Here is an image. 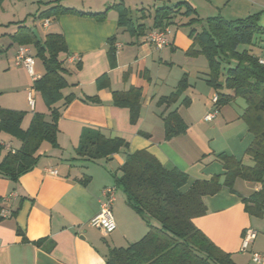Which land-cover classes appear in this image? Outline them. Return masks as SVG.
I'll list each match as a JSON object with an SVG mask.
<instances>
[{
	"label": "crops",
	"instance_id": "crops-1",
	"mask_svg": "<svg viewBox=\"0 0 264 264\" xmlns=\"http://www.w3.org/2000/svg\"><path fill=\"white\" fill-rule=\"evenodd\" d=\"M55 1L84 13L104 12L122 2L147 30L142 36L130 35L119 26V12L115 8L109 9L104 18L64 13L49 18L48 25L43 23L44 34L39 33L42 39L48 33L65 36L68 52L60 58L64 60L69 86L62 92L75 98L65 106L64 101L57 104L61 107L58 146L44 141L37 151L36 165L18 180L0 174V264H107L112 248L126 247L143 237L148 227L119 189L113 205L117 229L106 234L90 222L100 210L103 189L115 185V175L120 174L119 167L128 153L146 149L167 169L186 172L189 180L183 190L196 180L223 174L219 154L253 163L245 151L254 135L241 119L245 106L238 103V98L221 106L212 121L204 119L213 107L216 90L206 83L205 57L185 53L193 43L189 37L191 26H185L191 17L175 18L176 23L164 31L168 42L162 48L150 39V34L160 31L153 28L156 8L183 1L196 8L193 17L221 15L235 20L261 13L260 23L264 25V0H202L201 4L197 0H48L47 3ZM6 26L0 22V107L25 112L22 128L27 129L36 112L50 113L33 86L45 67L36 56L34 45L20 44L12 37L20 24ZM113 36L117 49L114 67L110 64L108 42ZM22 46H28L35 56V77L24 65L16 64ZM258 49V53L253 52L264 57V49ZM184 74L188 75L190 87L183 96L190 98V104L179 101L170 107L160 106L159 98L174 92ZM104 76L107 80L100 82ZM132 86L142 90V109L135 123L130 121L129 108L113 104V91H126ZM175 108L188 129L167 139L163 117ZM86 127L98 129L107 137H122L129 147L110 158L92 160L80 156L76 149ZM21 145L19 136L1 131L0 160ZM48 169L58 173L51 174ZM259 189L257 182L237 178L235 191L223 187L219 193L205 197L208 211L194 219L198 228L232 255L234 264H257L252 260V252L264 253V214L250 215L242 201V196L249 197ZM7 210L12 212L11 216H4ZM247 228L255 229L257 237L244 252L240 248Z\"/></svg>",
	"mask_w": 264,
	"mask_h": 264
},
{
	"label": "trees",
	"instance_id": "trees-1",
	"mask_svg": "<svg viewBox=\"0 0 264 264\" xmlns=\"http://www.w3.org/2000/svg\"><path fill=\"white\" fill-rule=\"evenodd\" d=\"M5 0H0L2 6ZM49 2L48 7L37 14L44 22L51 17L58 18L64 13L99 16L104 18L109 9L119 12V26L132 36H142L147 27L124 3L109 6L104 12L84 13L61 4ZM196 8L189 2L156 8L153 28L165 31L175 24L178 15L191 17L185 24L191 26L189 37L193 40L185 52L188 56H204L208 63L206 83L216 90L219 108L236 98L245 101L241 119L246 123L254 139L245 154L252 160L247 164L225 153L217 158L225 172L208 179H199L187 189L188 174L178 168L167 169L158 158L146 149L128 153L125 162L115 175V185L124 192L126 201L146 223L148 230L139 240L126 247L112 248L107 264H234L232 255L217 246L200 228L194 219L207 213L205 197L213 196L223 187L234 190L237 178L257 182L260 189L249 197L242 196L245 210L254 216L264 214V64L261 56L252 47L264 49V25L260 23L261 13L244 18L228 20L221 15L202 19L193 17ZM205 21L206 27L198 30L196 23ZM20 44H32L36 56L42 60L45 72L34 81V89L40 92L50 109L49 115L36 112L27 129L22 128L25 112L0 107V132L6 131L19 136L22 145L15 152H8L0 160V174L13 180L32 169L38 160L37 151L44 141L58 146L60 106L70 103L75 96H64L62 90L69 86L65 77L66 69L62 53L68 52V45L62 33H48L39 41L33 27L22 21L12 36ZM109 58L116 66V37L109 39ZM107 80V76L101 78ZM190 87L188 75L179 80L176 90L158 100L160 106L170 107L181 101L190 104L184 92ZM94 99V98H92ZM113 104L130 109V121L137 122L142 109V90L132 86L126 91H113ZM166 138L171 139L186 133L188 126L175 108L163 117ZM124 138L107 137L100 130L83 129L77 153L88 159L110 158L121 149L128 148ZM1 200V199H0Z\"/></svg>",
	"mask_w": 264,
	"mask_h": 264
},
{
	"label": "built area",
	"instance_id": "built-area-1",
	"mask_svg": "<svg viewBox=\"0 0 264 264\" xmlns=\"http://www.w3.org/2000/svg\"><path fill=\"white\" fill-rule=\"evenodd\" d=\"M45 25H48V20L45 21ZM150 39L156 43V45L162 48L168 41L165 37L164 31H152ZM260 63L264 64V57L260 58ZM16 64L24 65L32 76H36L34 65L35 56L32 54L31 49L28 46L20 47L16 56ZM218 101V95L215 93L212 97L213 107L208 111L204 117L207 121H212L218 113L216 103ZM30 102L33 104L34 100L30 95ZM51 174H57V170L48 169ZM118 187L116 185L109 186L103 189L101 206L99 212L90 220L91 224L104 233L108 234L117 229V223L114 217L113 205L116 200ZM12 212L7 210L4 212V216H11ZM257 237V231L253 228H247L244 231L242 237L241 251H248L249 246L254 242ZM252 260L257 264H264V253L252 252Z\"/></svg>",
	"mask_w": 264,
	"mask_h": 264
},
{
	"label": "rangeland",
	"instance_id": "rangeland-1",
	"mask_svg": "<svg viewBox=\"0 0 264 264\" xmlns=\"http://www.w3.org/2000/svg\"><path fill=\"white\" fill-rule=\"evenodd\" d=\"M47 1L48 0H5L2 6H0V22L7 25L6 27H9L11 25L22 24V21H24V24H29L33 28L35 27L39 31V33L43 35L44 19L37 17V14L40 11L47 8L48 6ZM197 1L200 4L202 3V0H197ZM195 26L198 30H202L203 28L206 27V23L205 21L202 20L201 22L197 23ZM252 48L254 52L256 53L259 52V49L257 47H252ZM192 79L194 81L196 80L194 79V76ZM198 82L200 83L202 81L198 80ZM237 100L239 104H243V106H246L245 101L242 98H238ZM138 238L140 239L141 237Z\"/></svg>",
	"mask_w": 264,
	"mask_h": 264
},
{
	"label": "water",
	"instance_id": "water-1",
	"mask_svg": "<svg viewBox=\"0 0 264 264\" xmlns=\"http://www.w3.org/2000/svg\"><path fill=\"white\" fill-rule=\"evenodd\" d=\"M33 33L35 34V36L37 37V39H38L39 41L42 40V38L40 37V34H39V32H38V30H37L36 28H33Z\"/></svg>",
	"mask_w": 264,
	"mask_h": 264
}]
</instances>
